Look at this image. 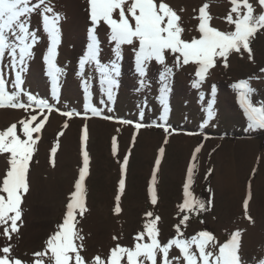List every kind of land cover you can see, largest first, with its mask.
Segmentation results:
<instances>
[{
	"label": "rangeland",
	"instance_id": "374dc122",
	"mask_svg": "<svg viewBox=\"0 0 264 264\" xmlns=\"http://www.w3.org/2000/svg\"><path fill=\"white\" fill-rule=\"evenodd\" d=\"M66 1L51 0L54 10L61 14V43L58 46L57 63L66 70V75L61 80L58 103L51 98L49 78L45 74L43 55L46 53L48 41L42 30V20L38 15H34L31 20L32 30L37 31L42 39L35 46L34 58L24 74V88L40 98L48 99L59 111L45 113L48 120L35 145L28 173V217L34 223L44 222L51 227L55 226V229L63 222L70 193L74 191V184L82 166V136L86 124L89 134L87 149L90 155V174L86 178L87 211L83 217L77 215L76 218L77 229L80 232L86 231V259L91 260L97 254L106 259L110 249L117 243L134 246V236L143 231L145 213L148 211L161 217L158 226L162 243L174 237L176 233L173 226L179 223L178 205L183 200L187 169L194 163L191 190L196 198L206 201L207 210L199 215L191 214L184 235L190 237L201 230H207L222 244L236 230H241L240 254L244 264H258L264 259V130H247L246 117L232 85L251 78V86L256 89L252 96L253 103L264 101V72L260 71L264 68V30L252 39L253 60L248 59L247 53L243 57L235 53L230 55L229 66L224 67L218 62L210 70L200 89L192 87L195 78V67L192 64L174 69L170 82V111L166 121L160 119L162 108L157 99L160 67L155 62L152 63L147 74L150 87L138 90L134 54L129 46H125L121 61L122 75L114 102H108L99 91L98 76L93 73L96 78L92 81L91 102L102 111V116L94 117L88 112L85 118L75 113H85V94L77 72L78 61L86 52L88 33L92 27L89 2L76 0V4L73 0V6L79 5L73 8ZM164 2L181 16L186 39L199 38L198 21L194 17L198 16L199 8L205 3L209 5L212 26L222 31L232 30L233 26L224 19L231 8L230 0ZM250 2L256 6L257 0ZM259 11L257 7V13ZM72 13L76 15V19H70L73 17ZM67 14L71 16L68 17ZM109 31L103 23L97 28L102 48L101 60L105 62L113 56ZM85 73H88L87 66ZM213 85L216 87L214 117L205 123V108L212 99ZM201 93L205 94L203 100ZM22 99L26 101V97ZM101 99L105 100L104 104L100 103ZM67 111H72L74 115L68 118L61 114ZM38 112V109L28 112L23 109H0V131L16 123L17 133L23 137L19 121L37 115ZM103 116L113 119H104ZM65 123L67 128H64ZM135 123L145 126L136 129ZM160 124H165L169 131L166 133L163 127L158 126ZM61 131L64 135L58 137ZM113 138L118 145L116 155L112 151ZM57 139L59 148L53 166L50 153ZM201 145L200 152L195 153V149ZM161 147L165 149L163 157L159 154ZM194 153L195 162L192 160ZM126 155L129 162L125 176L126 187L120 200L122 211L116 214L115 198L119 194L118 182L122 177L121 167ZM158 158L161 159L156 172L158 203L153 206L148 189ZM8 167L7 154L0 155V179ZM249 184L251 200L246 215L243 202L247 198ZM21 209L23 212L22 206ZM113 237L118 239L114 240ZM44 245L46 242L42 240L32 241L22 257L31 263L34 260L33 253L45 250ZM173 254L179 255L178 250L174 249Z\"/></svg>",
	"mask_w": 264,
	"mask_h": 264
},
{
	"label": "snow or ice",
	"instance_id": "6c2138e0",
	"mask_svg": "<svg viewBox=\"0 0 264 264\" xmlns=\"http://www.w3.org/2000/svg\"><path fill=\"white\" fill-rule=\"evenodd\" d=\"M90 20L89 42L86 52L78 61L82 90L85 94V113H75L87 118L102 116V111L94 106L92 99V81L98 76L99 91L108 102H114L116 90L119 87V78L122 75L121 61L124 47L129 46L134 54V71L138 77L139 89L150 87L147 74L150 66L155 62L159 67L158 80L160 83L157 97L162 112L160 119L166 121L169 115L170 82L174 76V69L192 64L195 67V78L192 87L200 89L207 80L210 70L222 63L228 67L229 57L232 54L247 53L248 59L253 60L251 48L252 39L258 32L264 30V0H257L256 6L250 0H230V11L224 18L232 27L230 31H222L212 26V16L208 11V3L199 8L197 31L199 38H184L185 28L181 24V16L164 0H88ZM257 7L260 9L257 13ZM38 15L42 20V30L46 34L48 46L43 55L46 66L45 74L50 82V95L53 101L59 102L61 80L66 75L65 68L57 63L58 46L61 43L59 22L61 16L54 10L51 0H0V109H23L25 112L39 110L37 115L22 119L21 138L17 133V124L13 123L6 130L0 131V155L7 154L9 167L0 179V226L2 234L7 240L19 230L18 221L22 218L21 204L25 194L29 191L28 173L35 151V145L40 139V133L45 128L48 115L55 108L48 99L40 98L30 90L24 88V74L29 62L34 58V48L42 37L32 30L31 20ZM106 25L109 31V44L113 54L109 61L101 60V42L97 28ZM171 59V63L169 60ZM86 66L88 73H85ZM264 72V68L260 69ZM259 78V77H257ZM250 79L240 80L232 87L238 94L240 108L247 121V130H264V101L253 103L252 96L256 89L252 88ZM201 93V100L204 99ZM212 99L205 108L207 120L214 117L216 87H211ZM26 97V101L22 99ZM101 104L105 103L101 99ZM47 113V114H45ZM65 117L71 118L72 111L62 112ZM143 112H141V117ZM42 117V119L40 118ZM104 119H113L103 116ZM132 124V121H121ZM145 125L135 123L140 129ZM169 131L165 124L158 125ZM68 125L65 123L64 128ZM34 134H37L34 136ZM64 132L58 133L63 136ZM89 134L88 127H83L82 136V166L74 184V191L70 193V200L66 205V215L46 241L43 251L33 253L31 264H244L240 254L241 230L231 234L230 239L220 244L215 235L207 230H201L190 237L184 235L188 227L191 214L199 215L207 210L206 201L198 199L191 190L193 184V163L187 169V182L183 186V200L178 205L179 223L173 227L176 235L163 242L160 239L159 222L161 217L152 211L145 213L143 231L134 236V246H122L119 243L110 249L105 259L95 255L91 260L86 259L84 251V237L76 225L77 215L83 217L86 207V178L90 174V155L87 149ZM135 140V137H133ZM167 143V140H165ZM201 146L195 149L199 153ZM59 148V140L51 149V163L55 165V156ZM112 151L118 153L115 138L112 142ZM165 149H159L163 157ZM192 160L195 162L196 155ZM128 155L122 162V177L118 182L119 194L116 196L115 213L119 214L121 195L125 191V176L128 166ZM161 159L155 161V170L152 173L149 186L150 202L153 206L158 203L156 189V172L159 170ZM211 170H209V174ZM251 185L243 208L247 215L251 200ZM208 191L211 193V189ZM207 203H210L207 202ZM251 220L250 216H247ZM203 223V221H201ZM117 240V237H113ZM176 249L179 255L173 254ZM0 264H29L13 255V247L6 244L0 247ZM258 264H264L261 259Z\"/></svg>",
	"mask_w": 264,
	"mask_h": 264
},
{
	"label": "bare ground",
	"instance_id": "6f19581e",
	"mask_svg": "<svg viewBox=\"0 0 264 264\" xmlns=\"http://www.w3.org/2000/svg\"><path fill=\"white\" fill-rule=\"evenodd\" d=\"M67 3H69L70 5H72L73 0H67ZM76 3V0H75ZM74 3V4H75ZM77 4V3H76ZM76 6V5H75ZM75 6L72 5V7L74 8ZM79 6V5H78ZM76 6V7H78ZM68 7V6H67ZM65 8V7H64ZM72 8V9H73ZM69 9H67L68 11ZM78 12V11H76ZM75 13V12H74ZM64 14V13H63ZM70 14V11H69ZM80 14V13H79ZM61 15V14H60ZM68 15V14H67ZM71 15H68V17ZM72 18H70L71 20L74 18L76 19V15L74 16L72 13ZM81 16V15H79ZM78 16V17H79ZM77 17V18H78ZM65 18V17H64ZM82 18V17H81ZM80 22V21H77ZM74 25V24H73ZM76 25H79L76 23ZM71 26V25H70ZM76 27V26H75ZM65 31V30H64ZM64 34V33H63ZM68 34V33H67ZM64 37V36H62ZM128 47V46H127ZM82 51V50H81ZM7 127V126H4ZM7 129V128H6ZM4 129V130H6ZM36 135V134H35ZM246 181V180H245ZM256 184V183H255ZM249 186V185H248ZM29 201L30 198L27 194V196L25 195L23 197L22 200V204L21 206L23 207V212H22V219L21 221H18V227L19 230L17 233H13L12 234V239L9 241L7 240L2 234H0V247L6 245V244H11L13 247V255L19 257L22 260H26L22 257V254H24L25 251H27L28 247L30 246L32 241H39L42 240L44 243L49 239V237L55 232L57 231L58 227L55 229L54 227H51L49 224L44 223V222H40V223H34L33 220L28 217L29 215ZM55 224V223H54ZM3 231V226H0V233H2ZM81 235H83V237L85 238L86 236V231L81 232ZM86 241H83V243L85 244ZM46 246V245H44ZM30 249V248H29ZM87 249V248H86ZM38 250V249H37ZM29 254V253H28ZM82 255L84 254V251L82 252ZM26 256V255H25ZM28 257V256H27ZM30 257V256H29ZM30 263V261H29ZM31 264V263H30Z\"/></svg>",
	"mask_w": 264,
	"mask_h": 264
},
{
	"label": "trees",
	"instance_id": "16d2710c",
	"mask_svg": "<svg viewBox=\"0 0 264 264\" xmlns=\"http://www.w3.org/2000/svg\"><path fill=\"white\" fill-rule=\"evenodd\" d=\"M23 139V137H21Z\"/></svg>",
	"mask_w": 264,
	"mask_h": 264
}]
</instances>
